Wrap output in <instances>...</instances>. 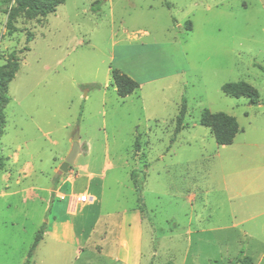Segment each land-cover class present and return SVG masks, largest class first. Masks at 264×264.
<instances>
[{"label": "rangeland", "instance_id": "1", "mask_svg": "<svg viewBox=\"0 0 264 264\" xmlns=\"http://www.w3.org/2000/svg\"><path fill=\"white\" fill-rule=\"evenodd\" d=\"M5 22L0 12V67L12 56L18 69L0 137V192L9 193L0 197V264H112L77 260L75 248L43 235L68 222H50L44 189L54 194L79 164L105 163L95 183L103 212L138 207L130 173L144 175L142 264H264V209L231 197V166L264 163V0H65L45 18L20 16L14 32ZM112 69L138 89L119 98ZM239 81L257 90L258 105L222 93ZM204 109L236 119L232 144L218 146L199 124ZM75 132L81 153L63 173ZM85 185L75 180V192ZM41 228L44 242L28 256Z\"/></svg>", "mask_w": 264, "mask_h": 264}, {"label": "crops", "instance_id": "2", "mask_svg": "<svg viewBox=\"0 0 264 264\" xmlns=\"http://www.w3.org/2000/svg\"><path fill=\"white\" fill-rule=\"evenodd\" d=\"M74 168L76 169L70 170L60 189L54 194L44 189L48 195L47 213L53 214L50 222L54 224L63 216L68 217V222L64 224L61 232L54 229L44 232V237L56 244L75 248L77 260L84 255L88 256V260L104 257L112 264H142L144 223L138 207L103 212L102 185L95 187V183L106 168H109L108 164L105 163L102 171L91 169L88 164H79ZM231 169L232 173H235L231 181L232 200L248 203L253 207L257 204L258 209H264V163L244 166L243 170H239L238 166H231ZM77 179L85 180L86 185L75 192L73 183ZM3 180L4 189H10V186H7L8 177L3 176ZM20 183L13 181L17 188L21 187ZM66 185L68 190L61 192L62 186ZM35 189L31 186L22 192L31 198ZM57 194H63L64 199H57ZM84 194L90 197L89 201L79 203L77 198ZM8 195L9 193L0 192V197ZM54 200L61 203L55 206L52 203ZM46 222L49 223V220ZM43 238L40 243L44 242Z\"/></svg>", "mask_w": 264, "mask_h": 264}, {"label": "trees", "instance_id": "3", "mask_svg": "<svg viewBox=\"0 0 264 264\" xmlns=\"http://www.w3.org/2000/svg\"><path fill=\"white\" fill-rule=\"evenodd\" d=\"M65 0H1L0 12L6 15L5 28L9 33L14 32L16 29L14 23L20 16H23L27 20H33L35 18H45L46 16L53 14L59 5H62ZM187 30H190L189 23H185ZM32 40V35L28 33L26 35V42ZM26 49L25 51H28ZM18 69V60L13 59L11 56L7 62L0 67V137L2 134V128L4 125L3 107L7 104L8 98L5 96L7 92V84L12 80L13 73ZM9 70V71H8ZM264 70V69H263ZM111 85L119 98H125L138 89V83L131 77L121 72L118 69L111 70ZM221 91L226 96L234 98L244 97L248 99V102L252 106H256L259 103V95L255 88L249 84L239 81L226 83L222 85ZM186 104L182 100L179 112L175 118L176 128L175 132H178L182 128V121L185 114ZM199 124L205 128H208L212 134L215 143L218 146H227L232 144L235 136L240 131L236 119L225 113H212L207 109L202 110ZM139 148L138 138L135 137L134 150ZM4 167V159L0 156V170ZM141 171L132 170L130 178L132 184L137 193L138 209L142 214L143 205L141 204V190L144 182V175L139 179V173ZM42 228L35 235V239L30 247L28 256H30L37 246L42 236ZM28 261L26 260V263Z\"/></svg>", "mask_w": 264, "mask_h": 264}, {"label": "water", "instance_id": "4", "mask_svg": "<svg viewBox=\"0 0 264 264\" xmlns=\"http://www.w3.org/2000/svg\"><path fill=\"white\" fill-rule=\"evenodd\" d=\"M78 133L75 132L72 137V146L70 151L68 152L67 156L64 158V161L62 162L61 166L59 167V170L63 173H66L68 168L74 165V162L80 153V146L78 145Z\"/></svg>", "mask_w": 264, "mask_h": 264}, {"label": "built area", "instance_id": "5", "mask_svg": "<svg viewBox=\"0 0 264 264\" xmlns=\"http://www.w3.org/2000/svg\"><path fill=\"white\" fill-rule=\"evenodd\" d=\"M57 199L59 200H63L64 199V195L63 194H57ZM90 197H88L87 195H80L78 198H77V201L79 203H87L89 201Z\"/></svg>", "mask_w": 264, "mask_h": 264}]
</instances>
